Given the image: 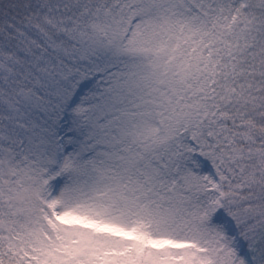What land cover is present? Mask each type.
<instances>
[{
  "label": "snow or ice",
  "instance_id": "1",
  "mask_svg": "<svg viewBox=\"0 0 264 264\" xmlns=\"http://www.w3.org/2000/svg\"><path fill=\"white\" fill-rule=\"evenodd\" d=\"M0 264H264V0H0Z\"/></svg>",
  "mask_w": 264,
  "mask_h": 264
}]
</instances>
